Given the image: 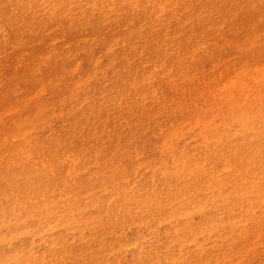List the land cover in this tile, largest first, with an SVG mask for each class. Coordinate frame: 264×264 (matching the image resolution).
I'll return each instance as SVG.
<instances>
[{
  "label": "rangeland",
  "instance_id": "rangeland-1",
  "mask_svg": "<svg viewBox=\"0 0 264 264\" xmlns=\"http://www.w3.org/2000/svg\"><path fill=\"white\" fill-rule=\"evenodd\" d=\"M152 1L156 3V0H144V3L151 5ZM185 1L181 0L182 4ZM57 2L60 3V0ZM46 3L43 4L42 10L38 11L37 15L35 14L33 24L37 28H32L29 32H24L22 24L12 21L11 10L15 4L14 0L9 3L8 13L0 19V156L4 157L3 153H6L8 148L12 150L14 141L12 135L2 134V130L9 126L14 129L15 125L12 121L20 118L26 111L25 107L31 108L32 106L34 110L33 117L22 123L21 130V137H23L21 147L26 152L32 153V156L27 160L18 157L21 168L18 169L19 175L15 177H13V171L17 168L15 164H9L10 167L5 168L6 164L0 163L2 170L0 172V254L1 252L6 254L0 255V264H37L31 258L35 255L41 258L42 264H246L242 252L247 253V258L252 261L251 264H264V259H262L264 258V218L259 223L253 220L264 214V197L259 202L251 204L248 214L250 218L244 219L246 215L240 212V207H237L238 212H234L231 208L229 212L233 214H222L212 224L213 226L206 225L205 231L200 232L198 228L215 214L212 207L202 204L206 193H200L202 190L197 189V192L190 191L189 187L182 190L183 195H179V183L172 181L168 176L163 183L161 182L164 188L171 185V188H167L165 195L166 208L160 210L162 216L156 219L151 230H146L140 225L146 231V235L151 236L148 248L140 250V253L150 251L155 248L156 244L164 242L162 247L167 245L168 248L158 253L148 252L146 260H142L141 257L128 258L121 251H113L106 258L99 254L104 244L122 247L126 239L131 238L138 229L135 224L127 222L125 216H119L109 203L94 206V209L102 210L99 220L102 225L99 224L98 228L103 227V229L99 233H96L92 227L84 229L80 238L74 235V232L71 233L67 242L72 246V251L68 255L69 260L60 255L64 253V247L49 248L38 238L33 239L34 243L31 247H27V250L19 249L24 233L23 227L21 231L13 233L14 229L18 228V224L23 226L29 223L31 219L25 214L18 221L17 216L9 207L11 203H14L13 198L17 193L23 198H30L36 192L50 191L49 195L56 196L58 204L63 199L62 197L65 199L70 192L69 180L82 177L88 180L86 184L90 183V179L105 180L109 184L108 178L119 180L121 177L125 178L124 175L130 172L138 176L140 170L144 168V165L138 163L143 153L148 157L154 154L168 156V154L177 152L179 147L181 149L191 147L193 145L192 135L204 140L219 134L224 137L236 134L237 138H234L241 140L246 139L248 134L254 136L253 131L255 130H264V126L256 123L260 117H262L260 122H264V115L258 116L255 122L250 121L249 124L253 125V131L248 130L250 126L238 127L236 124L231 130L228 125L218 121L215 118L218 104L211 102L215 99L211 93H206L210 100L205 108L206 111L177 129L168 126L160 131L162 126L160 121H165L164 115L160 113L161 108L157 107L160 112L153 109L154 114L150 110V107L156 105V100L161 98L166 100L161 103L163 107L178 106L183 100V96L180 95L183 87L188 89L187 96L192 95L196 87L201 91L200 101H203L204 95L202 94L206 92L203 90L213 87L214 83L211 80L204 83L202 78L225 67L229 69L232 77L235 75L234 77L238 78L243 86L246 79L239 77L238 71L252 66V55L256 53L252 50L253 42L264 43V28H261V26L264 27V14L259 12L264 5V0H246L241 4L240 13H234L231 17L224 19L213 16L207 21L210 23L208 25L203 24L200 19L195 20V24L198 23V29L193 30L195 33H192V29L187 25L185 34H178V36L172 34V37L164 43L149 47L148 41L145 42V40L148 33H152L150 24L153 23L156 27L162 19L171 20L169 8L163 2L161 7L158 5H156L157 8L152 7L155 15L145 19L144 21L147 22L144 24H140L137 31L140 38L135 41L136 46L128 51H123L121 48L120 43L125 39L112 32L111 28L90 32L89 29L94 23H91L92 11L96 8L94 1L84 3L86 10L84 15L88 16V19L86 17V20L82 21L84 31L81 34V40H77L76 43L69 40L70 29L75 24L63 23L59 11L50 17V9H48L50 5ZM30 5L31 7L34 5L32 0ZM68 7H70L69 11L78 9L77 5ZM127 9L126 6L123 11ZM20 11H22V17L25 18L24 9L21 8ZM131 11H127L125 15L126 17L131 16L128 25L114 16L110 18L103 16L100 23L103 26H111L120 21L124 26L122 30H126L136 18L148 15L147 10L141 7L137 11ZM175 25L179 26L180 23L176 22ZM161 31L165 32V29ZM133 32L136 34V31ZM96 35L103 39V44L99 43ZM166 36L167 34L162 33L157 39L161 37L162 42ZM250 38H254V41H250ZM237 42L238 48L235 46ZM65 43L69 44L66 48ZM104 47L106 51L102 55L96 54L99 53L98 51L102 52ZM86 49H89L88 53ZM260 50L261 48L257 51L260 52ZM211 52L214 54L211 55ZM203 53H207L208 56ZM104 55H109V58ZM198 55H201V58L196 61L195 57ZM178 58L182 60L179 61ZM176 60L179 62L175 64ZM257 60L260 61L259 54ZM249 61H251L250 64ZM167 68L174 75L172 79L175 80L180 76L177 87L172 86L174 80L171 82V79L165 77L164 73ZM175 70L180 74L175 75ZM156 80L158 82H155ZM219 80L220 78H217V81ZM154 84L160 85V89L152 91ZM170 85L172 87L168 88L167 86ZM255 89L264 93L260 85ZM168 91L170 94L167 97ZM236 99L238 100V97ZM239 102L242 105H253L252 97H248V94H244ZM257 110L258 106L254 108L255 115L260 112ZM261 110L264 112V109ZM166 113L169 114L167 119L175 116L169 111ZM81 123L84 127H81ZM134 124L137 126L134 127ZM101 130L104 132L98 133ZM58 133H63L67 139L70 138L71 144L75 146L77 157L86 155V158L93 159L91 163H82L83 167L76 171L72 169L69 179L61 177L56 172L58 177L51 180L56 166H50L48 162L52 161L57 166L63 165L60 163L62 147L68 148L69 145L61 143V147H58L54 143L53 153L50 151L44 153L46 156L48 154H54V156L48 155L46 160L42 159V154L37 152L38 147L35 142L42 140L43 137H57ZM123 139V149L127 151L122 154L126 156L125 162H129V165H125L127 173L121 170V163H118L123 156L119 157L118 151L115 150ZM226 141L227 139L224 140ZM239 143H244V140ZM214 146L217 147L216 152L221 147L216 144ZM252 149L255 153L263 155H259L257 159H264V149H256L254 145ZM98 150L105 153V160L99 167L101 174L96 175L92 169L99 157ZM70 158L74 159V156ZM34 161H39L36 168ZM67 162V164L71 163V161ZM132 162H135V166ZM249 165L254 167L252 160ZM232 167L235 169V166ZM118 170H121V173ZM228 170L225 168V172ZM218 175L223 180L228 179L220 173ZM151 181L154 185L156 178L151 177ZM153 185L149 188L150 194H154L155 187H158L157 183ZM240 185L244 187L247 182L243 180ZM225 187H228V184ZM174 193L177 196H173ZM138 196H144V192H139ZM213 202L219 203L220 201L214 199ZM230 216L234 218L232 225L228 224ZM178 222L188 223L195 229L186 235H177L176 241L173 244L169 243L165 235L167 231H173ZM230 226H234L236 230L232 232L239 233L238 237L232 235ZM67 228L69 227L64 222L60 223L56 229L48 227L42 237L48 236L49 232L52 234L63 232ZM235 247L241 249L238 256L234 253ZM15 249H18L17 252ZM225 252L227 258H223ZM165 256L169 259H165ZM54 257L58 259L53 260ZM115 257L116 260H114Z\"/></svg>",
  "mask_w": 264,
  "mask_h": 264
},
{
  "label": "bare ground",
  "instance_id": "bare-ground-1",
  "mask_svg": "<svg viewBox=\"0 0 264 264\" xmlns=\"http://www.w3.org/2000/svg\"><path fill=\"white\" fill-rule=\"evenodd\" d=\"M32 1L34 3L33 7L30 5L31 0H14L15 4L11 10L12 21L22 24L24 32H29L32 28H37V26L33 24L36 17L35 14L37 15V12L42 10L44 6L43 4L48 2L46 4L50 5L48 8L50 9V17L59 11L61 12L60 18L63 23L75 24L70 29L69 40H71L73 43H76L77 40H81V34H83L84 31V24H82V21L86 20V17L88 19V16L84 15L86 13V10L84 9V3L88 1H94L96 8L94 11H92L93 21L91 20V23H94L92 24L91 29H89L90 32L100 30L104 31L106 28H111L112 32L121 35L120 37L125 39V41L120 43L123 51H128L133 46H136L135 41H138L140 38V36L137 34L140 24H144V22H147L144 21L145 19L155 15L152 7L157 8L156 5L161 7L163 6V2L169 8L168 12L169 15L171 14V20H160L156 25V27H159L160 29L154 27L153 23L150 24L149 27L152 29V33H148L147 39L145 40V42L148 41L147 44H149V47H154L157 45V43H164L168 38L170 39L172 37V34H177L176 36H178V34H185L187 25H189L188 27L192 29V33H195L193 30L198 29V23L195 24V20L200 19L203 24L208 25L210 23H207V21L212 19L213 16L224 19L231 17L234 13L238 14L241 11L240 8H242L241 4L246 2V0H186L184 4H182L181 0H156V3L155 1H152V4L148 5L147 3H144V0H60V3H58L57 0ZM10 2L11 0H0V19L8 13L7 8L9 7ZM69 5H77L78 9L75 11H69ZM126 6L128 9L123 11ZM140 7L147 10L148 15H143L136 18L133 21L134 23L128 26L129 28L126 30H122L124 26L120 21H118L117 24L114 23L111 26H103L101 25L102 23H100L102 22L101 20H103V16L105 18L114 16V18L122 20L125 25H128V21H130L131 16L126 17V12L131 10L137 11V9ZM21 8L24 9V13L26 15L25 18L22 17V11H20ZM229 12H231V14H229ZM259 12L264 14V5L259 10ZM124 18L129 19L126 20ZM176 22H179L180 25H175ZM261 28L264 27L261 26ZM162 29H165V32H162ZM133 31H136V34H134L135 32ZM258 32L259 30L257 29V33ZM162 33L167 34V36L166 39L164 37L161 42V37L159 39L157 38L162 35ZM96 37L99 39V43L103 44V39H100L98 35H96ZM250 41L253 42L254 38H250ZM68 45V43H65L64 47L66 48ZM235 46L238 48V42L235 44ZM252 46H254L252 47V50L256 51V53H253L255 55H252V66L250 68H243L238 71L240 74L239 77H245L246 79V83L242 84L243 86H241V82L238 80V78L236 79L234 77L235 75L232 77L229 69L225 67L217 70L210 76H205L202 78L204 83H207L210 80L214 83L213 87L203 90L204 92L206 91L204 94H202L204 95L203 101H200L202 98L200 94L201 91L197 90L196 87H194V89L197 91L194 90V93L192 95L190 94L189 96H187L188 89L183 87L180 91V95L183 96V100L176 107L169 105L167 107L161 106V103H164L162 101H166L164 98L159 99L160 101L156 100V105L152 108L150 107V110L154 114L153 109L157 112H160L157 110V107H160V113L164 115L166 121H160L162 126L159 130L163 131L168 126L177 129L183 126L184 123H188L187 121L201 116L206 111L205 108L210 103L206 93H211V95L215 97V99H212L211 102L218 104L216 113L217 116L215 117L218 121L228 125L231 130L232 126L236 124L238 127L250 126L248 130L253 131V125L249 124L250 121H254L258 116L264 115V112L261 110L264 109V93L255 89V87L258 85H260L262 90L264 89V43L253 42ZM105 48L106 47L102 49V52L98 51L99 53L96 54L102 55V53L106 51ZM217 48L220 49V47ZM259 48H261L260 52L257 51ZM88 52L89 49H86V53ZM213 54L214 52H211V55ZM258 54L260 55V61L257 60ZM204 55L208 56L207 53ZM104 56L109 58V55ZM195 58L196 61H199L201 55H198ZM178 60L181 61L182 59L178 58ZM178 60L175 61V64L179 62ZM250 63L251 61H249V64ZM174 74L179 75L180 73H177V70H175ZM164 75L168 79H171V82L174 80L172 79L174 75H172L168 68L165 69ZM257 75L260 76L257 77ZM179 78L180 76L175 78L174 82H172V86H178L177 83H179ZM217 78H220V80L217 81ZM155 82H158V80ZM199 84L201 83L199 82ZM154 85L155 87L152 89V91L159 90L161 87L158 84ZM172 86L170 85L167 87L169 88ZM169 94L170 91L167 92V97ZM244 94H248V97H252L253 105L240 104L239 99H241ZM237 97L238 100L236 99ZM257 106V111H260V115H255L256 113L254 108ZM24 109L26 111L23 113ZM24 109L21 112L23 114L20 116V118L12 121L13 125H15L14 129H11V126H9V128L6 127V129L2 130V134L12 135L14 139L11 148L12 150H9V148L6 149L7 152L3 153L4 157L0 156V163L2 165L6 164L5 168H9V164H15L17 166V168L13 171V177L19 175L18 169L21 168V166H19L18 157H22L27 160L32 156V153L26 152V150L21 147L23 141V137H21V130L23 128L22 123L33 117L34 110L32 106L31 108L25 107ZM166 111L175 114V116L173 118L167 119L169 114H167ZM261 120L262 117H260L259 120H256V123L263 127L264 122H260ZM80 125L81 127H84L83 123ZM19 126H21V128H19ZM136 126L137 124H134V127ZM103 132L104 130H101L98 133ZM253 132L254 136H250V134H248L246 139L241 140L236 139V134L226 135L228 137H224L223 135L219 134L213 138H207L204 140L192 135L191 141L193 142V145L191 147L184 149L179 147L177 152L168 154V156L154 154L152 157H148L143 153V157L140 161H138V163L144 165V168L140 170L138 176H136V174L133 172H130L129 174L127 173L125 165H129V162H125L126 156L122 154V152L127 151L126 149H123V139L121 140V143L115 147V150L118 151L119 157L123 156V158H121L118 163H121V170H124V173L127 174L124 175L125 178L121 177L119 180L117 178H114L113 180L108 178L110 186L105 180L90 179V183L86 184L88 180L82 177L71 179L69 180L68 185L70 192H68L65 199L62 197L63 199H61L60 203L58 204L56 203L57 197L49 195L50 191H40V193L36 192L34 195L30 196V198H23V196H21L19 193L15 195L13 198L14 203H11L9 207L17 216L18 221L25 214L29 215L31 219L29 223L23 226L22 224H18V228L14 229L13 233L21 231L23 227L24 233L19 249L23 248L27 250V247H31V244L34 243L33 239L38 238L40 242H45L49 248L57 249L60 246L64 247L65 251L60 255L69 260L68 255L72 251V246L67 244V242L69 236L72 235L71 233L74 232L73 234L80 238L83 234V230L90 227L94 228L96 233H99L101 229H103V227L98 228L99 224L102 225L99 221L102 210H96L94 209V206L96 204L105 205L109 203L111 208L115 209V212L118 213L119 216H125V220L135 224L138 229L131 238L126 239L125 244L122 247H114L110 244H104L101 246L99 254L106 258L109 253L112 254L113 251H121L123 255L128 258L131 257L138 259L141 257L142 260H146L148 258V252L158 253L168 248L166 247L167 245L162 247L165 243L164 242L159 243V245L156 244L155 248L150 251L140 253V250H143L146 247L148 248V243H150L151 238V236L149 237L146 235V231L140 225H142L146 230H151V226H154L156 219L162 216L160 210H164L166 208L167 200L165 195L167 188H171V185H168L166 188H164L161 182L163 183L164 179H167V176L170 177L172 181L179 183V195H183L182 190H186L189 187L190 191L197 192V190H202L200 193H206L202 204L212 207L215 210V214L211 219L207 220V222L198 228L200 232H204L206 225L211 226L217 219L220 218L222 214H233V212H229L231 208L234 212H238L239 208L237 207H240V212L243 215H246L244 219H248L250 218L248 214L251 204L253 202H259L260 199L264 197V159H257L259 155H263L258 152L255 153V151L252 149L253 145L256 147V149H264V130H255ZM57 135V137H43L42 140L35 142V145L38 147L37 152L42 154V159L47 160L46 157L48 155L53 157L54 154H48L46 156L44 153L46 151L53 153L52 148L54 143L55 146L58 147L61 143L68 144V148L62 147L63 153L61 154L62 159H60V163H62L64 167L63 165L57 166L52 161H49L48 165H53L54 167L56 166L54 168V172H52L51 180H54L58 177L56 172H58L61 177H67L69 179L72 169L76 171L78 168H82V163H87L90 161L92 162L93 158H86V155L77 157V153H75L74 150L75 146L71 144V141L69 140L70 138L67 139L63 133H58ZM73 137L74 136H72V138ZM238 137H240L239 134ZM225 139H227L226 142H224ZM242 140H244V143L240 144L239 142ZM214 144L221 146L217 152V147H215ZM98 154L99 157L96 161V164L94 162V167L92 169L96 175L101 174V169L99 167L105 160V153H103L102 150H98ZM72 156H74V159L70 158ZM251 160L254 164V167L249 165ZM67 161H71V163L67 164ZM34 162L36 168L39 161ZM132 163L135 166V162ZM112 165L113 168H115V165ZM68 166H71L72 168H69ZM232 166H235V169ZM225 168L229 169L228 172H225ZM132 169L134 170V168ZM121 170H118L119 173H121ZM201 170L202 173H200ZM0 172H2L1 169ZM218 173L225 176V178L227 177L228 179L223 180V178L219 177ZM233 173L234 175H232ZM206 176H208V178H206ZM151 177H155V184H158V187H155L156 191L154 194H150L149 189L150 186L153 185ZM243 180L247 182V185L244 187L240 185ZM227 184L228 187H225ZM19 189L20 187L18 190ZM144 190H146V192ZM139 192H144V196H138ZM173 196H177V194L174 193ZM214 199H217L220 202L215 203L213 202ZM252 199H255V201H252ZM179 208H177V210ZM263 218L264 214L256 219L253 218V220L256 221V223H259V221ZM233 220V216H230L228 218V224L232 225ZM62 222L66 223L69 228L63 232H53V234L52 232H49L48 236L42 237V235L47 232L48 227L50 229H56ZM187 224L188 223L180 224L178 222L177 226L173 228V231H167L165 236H167L168 242L173 244L176 241L175 237L177 235L179 236V234H181V236H183L195 229ZM230 227L232 228L231 232L236 230L233 228L234 226ZM154 230H152V232ZM232 235H236L238 237L239 233L232 232ZM17 250L18 249H15V252H17ZM238 252H241V249L235 247L234 253H236L237 256ZM1 253L3 254L4 252ZM223 254H225L223 258L228 257L226 252ZM242 256L245 258L244 263L251 264L252 261L251 259L247 258L246 252H242ZM219 257L222 258V255L219 254ZM31 258L35 260V263L42 264V260L38 255L33 257L31 256ZM54 259L58 258L54 257L53 260ZM165 259H169V257L165 256ZM259 259L261 258L259 257ZM61 260L64 262L66 261L64 259ZM114 260H116V257ZM73 262L81 263L80 261Z\"/></svg>",
  "mask_w": 264,
  "mask_h": 264
}]
</instances>
